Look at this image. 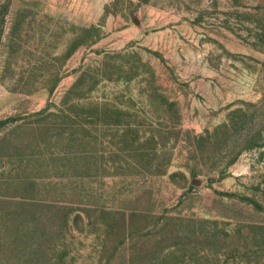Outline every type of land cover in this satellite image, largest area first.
Segmentation results:
<instances>
[{
  "label": "rangeland",
  "instance_id": "obj_1",
  "mask_svg": "<svg viewBox=\"0 0 264 264\" xmlns=\"http://www.w3.org/2000/svg\"><path fill=\"white\" fill-rule=\"evenodd\" d=\"M166 217L158 252L264 264V0H0V264H125Z\"/></svg>",
  "mask_w": 264,
  "mask_h": 264
},
{
  "label": "trees",
  "instance_id": "obj_2",
  "mask_svg": "<svg viewBox=\"0 0 264 264\" xmlns=\"http://www.w3.org/2000/svg\"><path fill=\"white\" fill-rule=\"evenodd\" d=\"M217 128V127H216ZM219 128V127H218ZM215 130L212 132H205L204 134L198 135L197 141L201 143L203 140H211L214 139ZM194 173V170H191ZM149 213L145 211H131L127 215L124 213L120 214L118 219V226L121 230L120 233L126 237L131 229H135L136 232H140L145 229L146 225H140L135 228V223H133L132 219L136 217L147 218ZM172 218L166 217L163 220V225L158 229L157 232L153 235L156 238L151 245V242L141 241L140 239H136L132 245L129 247L128 260L125 264H204L203 262H199L198 260H193L191 256H187L186 252H183L182 249L176 247L175 244H171L170 246L163 248L162 247L156 251L158 247V241H164L163 238L171 235V227L170 222ZM152 236V235H151ZM156 242V244H154ZM160 243V242H159Z\"/></svg>",
  "mask_w": 264,
  "mask_h": 264
}]
</instances>
